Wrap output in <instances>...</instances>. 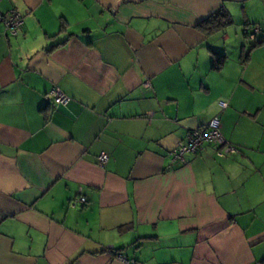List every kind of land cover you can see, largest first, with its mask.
<instances>
[{
    "label": "crops",
    "instance_id": "1",
    "mask_svg": "<svg viewBox=\"0 0 264 264\" xmlns=\"http://www.w3.org/2000/svg\"><path fill=\"white\" fill-rule=\"evenodd\" d=\"M220 9L231 23L205 35ZM10 10L23 22H0V264H262L264 0H0ZM213 117L225 144L173 161Z\"/></svg>",
    "mask_w": 264,
    "mask_h": 264
},
{
    "label": "built area",
    "instance_id": "2",
    "mask_svg": "<svg viewBox=\"0 0 264 264\" xmlns=\"http://www.w3.org/2000/svg\"><path fill=\"white\" fill-rule=\"evenodd\" d=\"M0 22L4 24L9 34H15L17 29L21 26L23 19L16 10H10L5 14L0 12ZM258 29L257 25L250 26L249 36L254 38ZM144 85L148 86V83H145ZM49 94L55 104H65L68 101L67 96L62 93L58 87H53ZM219 105L221 108H225L227 106L224 101H220ZM205 142H211L217 145L225 144L220 131V122L218 117H213L206 124L190 130L187 133L186 138L183 141L178 142L176 147L170 152L172 160L183 161L184 153L196 152ZM234 151L235 148L232 145H225L224 152L229 153ZM224 152L218 151V155L222 156L224 155ZM107 161V153L103 151L100 152L97 156L98 165L104 166ZM77 202L83 205L86 202V199L84 196H78L76 199H73L70 204L74 206ZM117 258L124 264H129V261L120 254L117 255Z\"/></svg>",
    "mask_w": 264,
    "mask_h": 264
},
{
    "label": "trees",
    "instance_id": "3",
    "mask_svg": "<svg viewBox=\"0 0 264 264\" xmlns=\"http://www.w3.org/2000/svg\"><path fill=\"white\" fill-rule=\"evenodd\" d=\"M231 23V17L228 14V12L224 9H220L216 11L214 14L210 15L206 19L202 20L198 23L196 26L201 32H203L205 35L215 33L219 30H221L223 27ZM246 31V29H245ZM249 32V31H248ZM246 31V35H247ZM257 34V33H256ZM256 36V35H255ZM256 38V37H254ZM225 59V56L215 52L213 53V59H212V66L214 68H219L221 64L223 63ZM264 264V262H262Z\"/></svg>",
    "mask_w": 264,
    "mask_h": 264
},
{
    "label": "rangeland",
    "instance_id": "4",
    "mask_svg": "<svg viewBox=\"0 0 264 264\" xmlns=\"http://www.w3.org/2000/svg\"><path fill=\"white\" fill-rule=\"evenodd\" d=\"M234 24H235L234 28H236V31H238V33H240L243 30V23L239 22V21H237V22L235 21ZM247 33H248V35L244 37V40H246V42L250 43V44L254 43L255 38H251L249 36L248 30H247Z\"/></svg>",
    "mask_w": 264,
    "mask_h": 264
}]
</instances>
